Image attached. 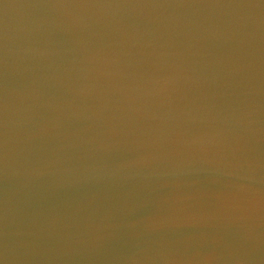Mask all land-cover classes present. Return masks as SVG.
<instances>
[{
  "label": "water",
  "instance_id": "95a60500",
  "mask_svg": "<svg viewBox=\"0 0 264 264\" xmlns=\"http://www.w3.org/2000/svg\"><path fill=\"white\" fill-rule=\"evenodd\" d=\"M0 264H264V0H0Z\"/></svg>",
  "mask_w": 264,
  "mask_h": 264
}]
</instances>
